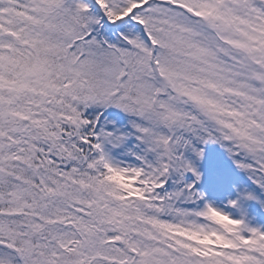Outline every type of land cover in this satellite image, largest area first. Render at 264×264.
Listing matches in <instances>:
<instances>
[{
  "label": "snow or ice",
  "instance_id": "6c2138e0",
  "mask_svg": "<svg viewBox=\"0 0 264 264\" xmlns=\"http://www.w3.org/2000/svg\"><path fill=\"white\" fill-rule=\"evenodd\" d=\"M0 264H264V0H0Z\"/></svg>",
  "mask_w": 264,
  "mask_h": 264
}]
</instances>
